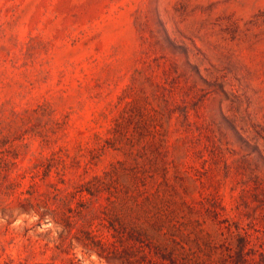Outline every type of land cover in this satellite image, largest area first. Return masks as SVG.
Masks as SVG:
<instances>
[{
  "label": "rangeland",
  "instance_id": "rangeland-1",
  "mask_svg": "<svg viewBox=\"0 0 264 264\" xmlns=\"http://www.w3.org/2000/svg\"><path fill=\"white\" fill-rule=\"evenodd\" d=\"M242 236L264 264V0H0V264Z\"/></svg>",
  "mask_w": 264,
  "mask_h": 264
},
{
  "label": "trees",
  "instance_id": "trees-1",
  "mask_svg": "<svg viewBox=\"0 0 264 264\" xmlns=\"http://www.w3.org/2000/svg\"><path fill=\"white\" fill-rule=\"evenodd\" d=\"M239 235V234H238ZM248 240L245 237H241L234 256H229V250L227 253H222L217 260L218 264H262L258 262L252 255L249 248H247ZM170 264H176L173 258H169Z\"/></svg>",
  "mask_w": 264,
  "mask_h": 264
}]
</instances>
